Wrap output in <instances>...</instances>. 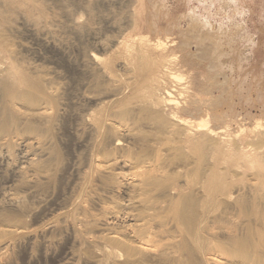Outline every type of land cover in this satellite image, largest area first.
<instances>
[{
  "label": "bare ground",
  "instance_id": "bare-ground-1",
  "mask_svg": "<svg viewBox=\"0 0 264 264\" xmlns=\"http://www.w3.org/2000/svg\"><path fill=\"white\" fill-rule=\"evenodd\" d=\"M142 1H110L115 8L129 9L121 15V19L118 18V24L122 22L121 29L124 32L118 30L120 32L116 33H121L122 37L115 42L111 40V48L116 47L119 51V70L115 68L117 64L113 69L114 65L107 61L108 58L103 60L99 57L95 49L89 54L88 66L86 63L75 64L68 60L84 74L98 77L96 92H87L85 99L92 104L99 102L101 107L98 112L88 114L82 132L96 137L95 141L93 137L91 139L97 147H93V141L91 145L97 149L96 156L103 158L102 161L98 159L94 171L92 170L94 176L85 172L84 180L92 182L95 177L102 186L103 194H94L95 199H90L93 197L90 195L81 208L86 211L85 206L89 202L98 204L102 221L90 223L86 218L80 222H86L85 226L83 224L85 229L94 227L93 230L102 233L99 237L83 238L82 243H79L97 248L104 264H138L142 258L159 264H264V126L257 123L253 131H240V134L248 133L251 139L247 143L249 148L240 151L238 155L234 153L236 157L231 158L234 162H226L227 168H222L217 159L210 165L207 143L216 139L222 146L229 147L226 139L224 140V136L228 134L227 126L213 129L208 120H205L204 113L196 115V121H192L194 116L192 120L179 116L184 111H194L192 114L201 112L196 106L203 99L194 96L190 99L192 103L183 109L179 107L171 90L166 88L169 80L175 83L182 80L181 75L173 72L172 67L179 66L177 70H180L195 64L188 58L193 47L204 55L201 62H204L203 67L208 73L213 74L211 82L215 86L214 90H219L221 99L223 97L230 101L233 88L230 91L227 87L230 79L226 76V71H229L226 64L231 65L236 60L241 68H229L231 75L250 70L253 66L250 63V51L254 52L260 44L264 45V25L257 27L254 32L247 30L244 25H237L235 32H225L222 27L215 30L209 19L202 20L195 14V23L189 17L187 35L172 41L169 46L170 43L154 41L143 32L146 21L141 9ZM60 2L0 0V156L10 161L14 154L12 148L24 149L23 155L27 158L28 168L22 166L17 172L24 178L38 173L43 180H48L50 169L47 170V163H41L40 159H46L48 155L51 157L49 150L54 145L53 131H56L59 119L66 116L68 105L61 102L65 92L58 84L63 79V74L57 70L47 71L42 69L43 66L26 61L23 54H35L36 49L23 44L20 34L25 30L42 44L50 46L45 38H48V30L55 27L52 31H58V25H55L58 24L56 18L59 16L56 15V8ZM150 25L152 27L151 23ZM152 30L156 33L155 23ZM257 33L261 34L259 41L255 39ZM95 41V45L103 50L110 48L107 46L109 43L106 45ZM55 44L52 43L51 46L63 52L62 47ZM95 48L97 50L96 46ZM245 49L249 52V57L242 58ZM170 53H182L184 60L172 66L176 60L175 55ZM224 58L227 60L223 62ZM197 67L194 65L195 69ZM117 71L121 72L120 78L115 75ZM221 75H224V82L217 79ZM250 86L248 90L254 87L252 84ZM99 92L104 96L98 97ZM210 93L212 94H207ZM168 106L174 109L170 118L162 115L161 108ZM228 106L225 117L212 114L217 124L218 120L223 118L225 121L234 115L232 103L228 102ZM103 130L107 132L106 135H103ZM104 136L113 140L111 147L105 145ZM52 153L50 161H57L58 164L61 159L56 157L61 156H56V152ZM36 155L41 157L38 158L40 161L33 158ZM242 175L248 178L245 179L246 185H239L234 180ZM122 191L127 198L117 201L119 198L116 194ZM2 197L0 208L9 207L17 211L24 207L21 195L4 191ZM7 216L0 214V264L10 263L11 253L19 246L16 238L28 236L23 232L26 228L21 226L23 220H11ZM59 216H62L58 217L59 222L51 227L54 232L65 228L63 226L67 215ZM42 244L43 251H47V245L51 243L44 240ZM103 262L99 261V264Z\"/></svg>",
  "mask_w": 264,
  "mask_h": 264
},
{
  "label": "rangeland",
  "instance_id": "rangeland-1",
  "mask_svg": "<svg viewBox=\"0 0 264 264\" xmlns=\"http://www.w3.org/2000/svg\"><path fill=\"white\" fill-rule=\"evenodd\" d=\"M60 1L61 2L59 3L57 8L53 5V8L55 7L57 11L56 15H59L57 18L62 16V18H59V20H61L60 22L56 18V21H58L56 23L58 24L55 25H58V31H52L56 29L55 27L52 30L50 29V31L48 30L49 35H47L48 38L45 39L51 45L52 43H56L55 45H57L58 47H62L63 52L54 49V47L51 45L49 46L46 44H42L35 38V36L25 30H23L20 34V41L23 44H25L26 46H33L36 49L35 54H33V52H29L30 55L28 54V52H25V55L23 54V57L26 61L32 64L34 63V65L38 64L39 66H43L42 69H45L47 71L52 72L57 70L63 74V79L61 81H58L60 82L58 84L60 85V87H62V89H64L63 91L65 92L64 97L62 98L64 100L61 101V99L60 101L62 102V104H67L68 106L66 105V116L59 119V122L56 125V131H53L52 137L54 138L52 139V144L54 145L52 149L49 150L51 152H49L51 154V157L50 155L46 156V159L45 157L41 158L39 155L33 157L37 161L42 160L41 163L43 164L47 163V170L50 169V172L48 173L50 175L48 180H43L42 175L38 173H32V176L28 178H24V176L18 175L17 172L19 168H21L22 166H26V168H28V165H26L27 158L25 157V155H23L25 152L24 149H18L15 147L12 148L14 154L13 157H11L10 161L3 158L2 155V157L0 156V200L3 198L2 193L4 191H8L16 193L19 196L21 195L24 202V207L19 208L20 210L17 209L16 211L9 207H5L0 208V214L4 216L8 215L7 217L11 218V220H23L24 226L22 225L23 223L21 224V226L23 228H26V230L24 229L23 232L28 235L26 238H16V240L18 239L17 241H19V246L17 245L11 253L13 255H11V260L10 263L8 262V264H99V261L100 263L103 262V260H101L99 256L100 254L97 248H95L94 246L93 248L81 244V240H83V238H89V236L99 237V234H101L102 232H98V230L95 229L93 230L92 228L94 227L86 228L88 230L87 231L84 227L86 225V222H80V220H85L86 218L88 221H90V223L97 222L98 220L99 223L102 221L98 204H91L89 202L90 205L93 206L88 205V203L87 206H85L86 211L82 210L81 208L82 205L87 202L90 195L93 196L96 193L103 194L102 186L97 182L95 177L92 178V182L89 180H84L85 172L94 176V172H92V170L94 171L98 159H100L99 161H102L103 158L102 156H96L97 149L93 148L97 147L94 142L96 140L94 138L96 137H94L93 135H87L82 132V129L84 127L83 123L86 122L88 114L92 112H98L101 108L99 106V102H94L95 104H92V102L89 103L85 99V96H87V94L92 90L96 92V85L99 80L97 79L98 77H95V75L89 76V74L87 73L84 74L79 69H76L71 63H86V66H88V64L90 63L88 60L89 54L92 50L95 49V52L99 57H101L103 60H106L108 58L109 60L107 59V61L114 65L113 69L117 64L115 68L116 70H119L118 67L120 68V58L118 57L117 53L119 51L116 49V47H113L114 49L111 48V40L112 42H115L117 40H120V38L122 37L121 33L117 34L121 30H123L124 32V29H121L122 22L121 24H118L120 23V21H118V18L121 19V15H124V13L128 12L129 9H127L126 7L115 8V6L111 5L112 0ZM142 2L143 5L141 9L144 11L143 17L146 21V24L144 25L145 30L143 32L145 34H148L147 36L149 38H152L154 41L160 40L165 41L166 43H170L169 46L172 44V41L179 40L182 36L187 35L186 31L188 30V21L190 20L189 17H192L191 21H194L193 23H195L196 19L193 18L195 17V14L202 20L209 19L212 22L215 30H219V28L222 27L223 31L225 32H235L237 25H244L247 30L254 32L257 27H261L262 25H264V0H143ZM50 7L52 8L51 5ZM92 15H94V17ZM116 21L117 23L115 24ZM149 22L152 24V27ZM154 23L156 24L157 28L156 33H153L152 30ZM117 27H120V29H118ZM52 32L54 34L57 33L55 34L56 36ZM94 32H96L97 34H94ZM116 36H118V38ZM255 37V39L259 41V38H261V34L257 33ZM95 40L100 43L104 42L106 45L109 43L107 46L110 48L107 50H103L100 46L95 45ZM225 43L226 46L227 40H225ZM101 45H103V43ZM232 45L234 46V43H232ZM95 46L97 47V50ZM192 49V53L188 55V58L191 59L195 64L187 65L186 67H182L180 70H177L179 69V66L176 68V66L174 65L184 60L183 54L170 53L175 55L176 60V62H173L172 64V66H174L172 67L174 69L173 72H178L177 74L181 75L182 80L180 81V83H175L169 80L167 82L166 88L171 90L177 102L179 103V107H182L183 109L184 107L186 109V105L192 103L190 101L192 97L196 96L197 98L203 99L200 105L196 106L197 108L201 109V112H199L200 115H198L199 113L192 114L194 111H191L190 113V111L187 112L183 110L184 112H181V115L179 116L188 120H192L193 116H201V114L204 113L206 115L205 120H208L210 124L209 126L213 129L224 127L226 128L227 126L228 134L224 136L225 138H222H224V140L226 139L225 142H228L229 147H224L226 145L222 146L221 144H219V140L216 139H212V141L210 140L209 143H207L208 162L210 163V165H212L213 162H215V159H217V161L219 160L218 162L221 164L222 168H227V163L229 164L234 162V160L231 159L232 157H236L235 155H238L240 151H244L249 148L247 147V143L250 142L251 139L249 138L248 133L246 135L240 134V131H253L254 126L257 123H260L262 126H264V45L260 44V46L256 48V50H254V52L250 51V55L252 56V60L250 59V63H252L253 66L250 67L249 71L242 73L234 72L231 75V68L235 70L241 68L236 60H234L231 65L226 64V68L229 71H226L227 74H225L230 79L227 87L230 88V91L233 88L231 91L232 98L230 101H228L227 99H223V97L221 99L219 90H214L215 86L213 85V82H211L213 81V74H209L206 68L203 67L204 62H201L202 57L204 56L202 54V51H198L193 47ZM244 53L245 54L242 58L249 57V52L246 49L244 50ZM68 60L72 62L70 63ZM226 60L227 59L224 58L222 61L224 62ZM194 65L198 67L195 69ZM247 68L248 67L246 66L245 69ZM118 72L119 71H117L115 75L116 77L120 78L121 72ZM237 75L241 78H239ZM219 77L220 78L217 79L221 82H224V75H221ZM86 84L87 87H85ZM251 84L254 85V87L248 90L251 87ZM239 85H243L241 87H244V89H241ZM222 86L226 87L225 84H223ZM173 88L175 90H173ZM209 92H212V94L210 93L208 95L207 93ZM259 92L261 93V95H258ZM180 94H183L184 97L182 95L180 96ZM97 95L98 97L104 96L100 92ZM249 96H251L252 98L248 99ZM206 100H210V102H206ZM227 101L229 102V104L232 103L234 115H232V117L230 118H226L225 121L222 117L221 118L223 120L219 117V119H221L218 120L219 124H221L219 126V124L214 121L212 114H217L219 116L223 115V117H225V112L229 110ZM161 109L162 115H164V117L170 118L171 115H173L174 109H172L171 107H162ZM196 117L193 118L192 121H196L198 118ZM228 125L230 127H228ZM104 131L105 130H103L102 133L103 135H106L107 132ZM91 137H93L92 139H94V141L91 139ZM104 140L105 145L111 147L113 140H111L109 137H105ZM91 142L94 143L95 146L93 145L92 147ZM53 149L55 151H53ZM52 152H56V156L57 154H59L58 156H61L56 157L58 159H61L60 161L58 160V164L62 161L59 165L57 164V161H50L53 154ZM219 152L221 156L220 154H217ZM47 157H49V159ZM38 158L41 159L39 160ZM12 159L14 160V162H12ZM86 169L88 171H85ZM40 177H42V179H40ZM246 177L247 176L242 175L240 176V178L236 177L234 180H236L239 185H244L245 183L247 184V180L245 182V179L248 178ZM84 190L88 193H85ZM120 193L118 195L116 194V197L119 198L117 199V201H120L121 199L126 200L127 197L125 196V193L123 191ZM94 197L95 196H93L92 198L90 197V199H93ZM81 199L82 202H80ZM88 206L90 207L89 209ZM4 213L7 215H5ZM10 213H12L13 215ZM62 213L67 215L65 216L67 217V221L63 226L65 228L61 231L54 232L52 230L53 228L51 227H54V225L59 222L58 217H62L59 216L63 215ZM10 215L14 217L12 218L10 217ZM16 215L21 217H15ZM54 220L57 221L55 222ZM12 224L10 223V225ZM68 224H70V226ZM44 240L51 243L47 245V251H43L44 247L42 243ZM148 260V258H142L138 264H159L158 262H153L151 260H149L151 261L149 262ZM122 262L124 261H121V263ZM102 264H104V262Z\"/></svg>",
  "mask_w": 264,
  "mask_h": 264
}]
</instances>
